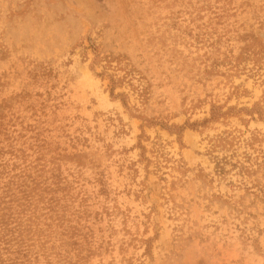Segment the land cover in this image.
Returning <instances> with one entry per match:
<instances>
[{
    "label": "rangeland",
    "instance_id": "rangeland-1",
    "mask_svg": "<svg viewBox=\"0 0 264 264\" xmlns=\"http://www.w3.org/2000/svg\"><path fill=\"white\" fill-rule=\"evenodd\" d=\"M0 264H264V0H0Z\"/></svg>",
    "mask_w": 264,
    "mask_h": 264
}]
</instances>
